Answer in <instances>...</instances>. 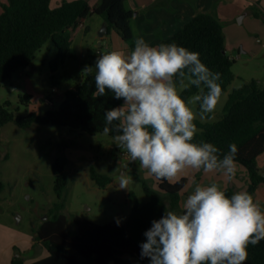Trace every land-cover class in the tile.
I'll return each mask as SVG.
<instances>
[{
  "label": "trees",
  "instance_id": "obj_1",
  "mask_svg": "<svg viewBox=\"0 0 264 264\" xmlns=\"http://www.w3.org/2000/svg\"><path fill=\"white\" fill-rule=\"evenodd\" d=\"M51 3L52 0H10L9 5H4L0 13V86L16 71L31 66L49 41H53L59 50L57 59L51 63L56 71L68 57L76 54L70 30L81 27L91 15L105 19L107 35L116 30L131 48L134 46L131 25L134 11L128 8L127 0H100L95 6L89 0L65 1L57 8H52ZM256 16L261 14L257 12ZM162 43H176L198 52L204 65L221 74L219 83L223 95L228 92L235 80V59L227 53L224 24L216 14L199 13L172 38L159 44ZM107 52L109 50L103 45L100 55ZM95 91L94 74H91L66 92L58 109H50L43 115L31 112L26 116H16L11 110V102L0 104V128L16 121L22 128L51 124L90 134L103 133L105 112L121 106L123 101L114 99L111 92L96 97L93 95ZM194 94H200V91L191 85L181 95L187 100ZM31 99L32 95L27 94L23 101L29 103ZM195 123L201 130L196 134V142L212 143L222 153L228 152L230 144L237 146V163L243 165L249 174L247 192L256 200L257 190L264 183L258 164V158L264 153V83L253 80L235 89L229 95L219 121ZM109 135L113 137L116 133ZM67 165L65 157L58 158L54 165L55 190L60 199L69 184ZM91 178L102 188L113 182L112 177L99 173L95 167L91 169ZM141 182L149 200L143 202L134 191H130L132 210L126 221L117 219L119 225L117 220L100 224L77 215L73 219L76 230L70 231L68 217L63 213L65 204L57 203L51 209L50 218L37 230L36 239L48 255L31 263L20 256L11 264H150L148 258H141L140 245L146 240L144 233L153 220L163 216L165 210L178 213L187 179L182 178L175 183L156 179L157 189L145 180ZM4 189L5 185L0 180V195ZM235 192L234 188L226 189L229 196ZM247 252L244 264H264V240L255 246L249 245Z\"/></svg>",
  "mask_w": 264,
  "mask_h": 264
},
{
  "label": "clouds",
  "instance_id": "obj_2",
  "mask_svg": "<svg viewBox=\"0 0 264 264\" xmlns=\"http://www.w3.org/2000/svg\"><path fill=\"white\" fill-rule=\"evenodd\" d=\"M93 72V95L111 92L123 101L105 112L103 134L115 132L112 139L148 175L168 182L187 173L235 176L241 166L234 143L222 153L212 143L195 140L199 129L193 105L199 104L202 120L223 95L221 74L204 65L198 52L176 43L152 46L139 37L131 51L111 50L83 69ZM185 80L200 94L183 98ZM132 182V176L121 175L119 188ZM182 208L180 213L165 210L152 221L140 245L141 258L150 264H244L248 246L264 240V206L247 191L229 196L214 180L196 183Z\"/></svg>",
  "mask_w": 264,
  "mask_h": 264
},
{
  "label": "rangeland",
  "instance_id": "obj_3",
  "mask_svg": "<svg viewBox=\"0 0 264 264\" xmlns=\"http://www.w3.org/2000/svg\"><path fill=\"white\" fill-rule=\"evenodd\" d=\"M2 1L10 4V0ZM3 10L0 7V13ZM257 12L260 17L256 16ZM242 16L243 22H240ZM105 24L102 16L91 15L84 21V26L70 30L76 54L68 57L56 71L51 63L57 59L59 50L53 41H49L31 66L16 71L0 86V104L11 102V110L16 116L31 112L43 115L50 109H58L66 92L91 75L83 73V69L85 66L94 67L100 56V31ZM223 24L227 53L235 59V80L210 117L206 114L204 119H199V104L193 105L198 113L196 121L201 124L214 123L222 118L229 95L235 89L253 80L264 83V8L254 4L248 11L233 20L223 21ZM114 31L117 32L112 30L107 38ZM185 85L187 87L181 90V94L191 86L187 80ZM27 94L32 95L29 103L23 101ZM125 151L112 136L103 133L90 134L51 124L22 128L16 121L1 127L0 180L5 189L0 195V264H11L20 256L31 263L48 255L36 239L37 230L46 218H50L51 209L57 203L65 204L63 213L68 217L70 231L76 230L73 219L77 215L100 224L117 219L126 221L133 206L128 189L147 202L149 198L141 181H147L155 189L158 184L138 161L123 157ZM60 157L68 159L66 175L69 184L62 199L55 190L54 173V165ZM92 167L116 181L121 175L132 176L133 182L127 190L113 184L102 188L91 178ZM184 199L183 194L178 213L183 210ZM166 202L170 206L168 199Z\"/></svg>",
  "mask_w": 264,
  "mask_h": 264
},
{
  "label": "crops",
  "instance_id": "obj_4",
  "mask_svg": "<svg viewBox=\"0 0 264 264\" xmlns=\"http://www.w3.org/2000/svg\"><path fill=\"white\" fill-rule=\"evenodd\" d=\"M1 1L0 7L2 9L6 3ZM65 1L72 2L76 0H52L51 6L52 8H57ZM99 1L91 0L90 3L92 6H95ZM254 4H258L264 8V0H127L128 8L134 11L131 25L135 40L143 37L152 46H156L161 41L172 38L199 13L208 12L216 14L223 22L233 20L243 12L248 11L250 6ZM133 23L135 24L134 26ZM106 38L107 36L100 39V41H102L104 48L109 51L114 49L131 51L132 49L130 44L115 31L107 38L108 41L105 44ZM258 164L264 175V153L258 158ZM239 165L241 167L231 180L222 175L205 176L202 173H187L179 176L172 183L182 178L187 179V184L182 192L184 197L194 184L209 183L213 180L221 183L225 190L227 188H234L236 191H247L249 185L248 170L243 165ZM111 184L119 187V181L114 179ZM129 191L130 189H128V193L130 194ZM256 200L264 206V183L257 190Z\"/></svg>",
  "mask_w": 264,
  "mask_h": 264
},
{
  "label": "water",
  "instance_id": "obj_5",
  "mask_svg": "<svg viewBox=\"0 0 264 264\" xmlns=\"http://www.w3.org/2000/svg\"><path fill=\"white\" fill-rule=\"evenodd\" d=\"M243 18H244V16L240 17L239 21L243 22ZM107 32H108V25L105 24L103 29L100 31V38L103 39L107 35ZM102 45H103V43H102V41H100L99 42L100 52H102Z\"/></svg>",
  "mask_w": 264,
  "mask_h": 264
},
{
  "label": "built area",
  "instance_id": "obj_6",
  "mask_svg": "<svg viewBox=\"0 0 264 264\" xmlns=\"http://www.w3.org/2000/svg\"><path fill=\"white\" fill-rule=\"evenodd\" d=\"M122 155H123V157H125V158H130V157H129V155H128V153H127L126 151H125V152H123V154H122Z\"/></svg>",
  "mask_w": 264,
  "mask_h": 264
}]
</instances>
